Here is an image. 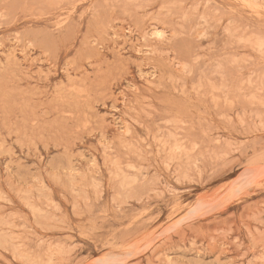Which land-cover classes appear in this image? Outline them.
I'll use <instances>...</instances> for the list:
<instances>
[{
  "label": "rangeland",
  "instance_id": "rangeland-1",
  "mask_svg": "<svg viewBox=\"0 0 264 264\" xmlns=\"http://www.w3.org/2000/svg\"><path fill=\"white\" fill-rule=\"evenodd\" d=\"M0 264H264V0H0Z\"/></svg>",
  "mask_w": 264,
  "mask_h": 264
},
{
  "label": "bare ground",
  "instance_id": "bare-ground-1",
  "mask_svg": "<svg viewBox=\"0 0 264 264\" xmlns=\"http://www.w3.org/2000/svg\"><path fill=\"white\" fill-rule=\"evenodd\" d=\"M237 1V0H236ZM244 1V0H243ZM245 3V2H244ZM249 9H251V8H249Z\"/></svg>",
  "mask_w": 264,
  "mask_h": 264
}]
</instances>
